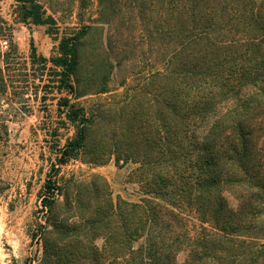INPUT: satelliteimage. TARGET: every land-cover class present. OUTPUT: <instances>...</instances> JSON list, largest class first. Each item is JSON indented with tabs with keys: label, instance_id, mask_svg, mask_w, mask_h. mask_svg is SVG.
I'll use <instances>...</instances> for the list:
<instances>
[{
	"label": "trees",
	"instance_id": "trees-1",
	"mask_svg": "<svg viewBox=\"0 0 264 264\" xmlns=\"http://www.w3.org/2000/svg\"><path fill=\"white\" fill-rule=\"evenodd\" d=\"M14 1L22 22L56 35V54L37 56L32 48L29 62L40 73L52 71L64 124L74 129L41 188L45 224L37 264H264V180L252 174L249 123L251 90L259 87L264 96V0H156L159 36L175 44L163 51L164 68L146 78L143 107L119 112L112 139H98L103 154L91 144L105 122L100 106L89 113L72 102L86 94L81 42L93 27L60 34L39 1ZM109 2L98 0L101 13ZM26 72L0 16V95L22 98ZM107 153L139 164L137 202L114 201L96 174L87 182L55 180L69 161L98 165ZM227 188L240 189L236 208L224 196Z\"/></svg>",
	"mask_w": 264,
	"mask_h": 264
},
{
	"label": "rangeland",
	"instance_id": "rangeland-1",
	"mask_svg": "<svg viewBox=\"0 0 264 264\" xmlns=\"http://www.w3.org/2000/svg\"><path fill=\"white\" fill-rule=\"evenodd\" d=\"M37 1L46 15L54 18L60 34L82 26L93 27L81 42L80 81L86 94L72 102L89 113L100 106L105 122L96 129L91 142L92 149L97 148L98 139L104 135L110 139L114 125L120 124L119 112L131 113L134 107L138 111L143 107L141 93L146 78L164 68L163 51L170 53L175 41L173 37L159 36L156 0H110L104 13L98 0ZM18 13L14 0H0V16L11 27L13 41L26 61L25 80L29 84L22 98L11 93L0 95V187H4L0 195V264H37L42 255L41 233L45 224L41 188L49 175L50 161L55 160L57 149L72 138L74 129L64 124L61 95L55 88L52 71L45 68L40 73V67L29 62L32 48L37 56H54L56 35L48 34L45 26L22 22ZM40 74L41 82H32ZM23 78L19 76L17 80L24 81ZM101 89L106 92L99 93ZM251 91V169L259 181L264 180V96L259 87ZM104 149H98L99 153L103 154ZM138 167L133 159L124 161L121 157L117 161L114 154L107 153L98 165L69 161L60 167L55 180L60 184L72 177L87 182L96 174L108 182L114 201L121 198L137 202L143 196ZM239 190L224 191L231 208L238 205ZM62 201L59 197L58 202ZM95 245L101 249L102 239H96ZM184 259L185 254L179 253L177 261L182 263ZM103 264L112 263L105 260Z\"/></svg>",
	"mask_w": 264,
	"mask_h": 264
}]
</instances>
